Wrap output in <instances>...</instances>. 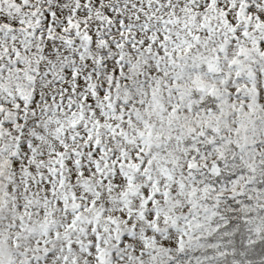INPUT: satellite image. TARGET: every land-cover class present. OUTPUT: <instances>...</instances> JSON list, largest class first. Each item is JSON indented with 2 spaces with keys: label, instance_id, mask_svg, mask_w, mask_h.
I'll list each match as a JSON object with an SVG mask.
<instances>
[{
  "label": "snow or ice",
  "instance_id": "obj_1",
  "mask_svg": "<svg viewBox=\"0 0 264 264\" xmlns=\"http://www.w3.org/2000/svg\"><path fill=\"white\" fill-rule=\"evenodd\" d=\"M0 264H264V0H0Z\"/></svg>",
  "mask_w": 264,
  "mask_h": 264
}]
</instances>
